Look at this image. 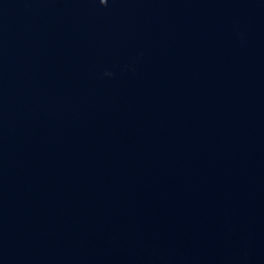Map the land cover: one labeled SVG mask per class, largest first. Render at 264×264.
Segmentation results:
<instances>
[{
    "label": "water",
    "instance_id": "water-1",
    "mask_svg": "<svg viewBox=\"0 0 264 264\" xmlns=\"http://www.w3.org/2000/svg\"><path fill=\"white\" fill-rule=\"evenodd\" d=\"M0 264H264V0H0Z\"/></svg>",
    "mask_w": 264,
    "mask_h": 264
},
{
    "label": "clouds",
    "instance_id": "clouds-1",
    "mask_svg": "<svg viewBox=\"0 0 264 264\" xmlns=\"http://www.w3.org/2000/svg\"><path fill=\"white\" fill-rule=\"evenodd\" d=\"M100 3L103 5V4H106V0H100Z\"/></svg>",
    "mask_w": 264,
    "mask_h": 264
}]
</instances>
